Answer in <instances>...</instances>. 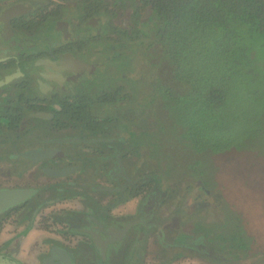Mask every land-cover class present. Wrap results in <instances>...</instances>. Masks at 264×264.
I'll list each match as a JSON object with an SVG mask.
<instances>
[{"label":"flooded vegetation","instance_id":"af4514ba","mask_svg":"<svg viewBox=\"0 0 264 264\" xmlns=\"http://www.w3.org/2000/svg\"><path fill=\"white\" fill-rule=\"evenodd\" d=\"M46 1L0 0V19L14 6L29 5L8 22L0 21V81L15 75L0 86V131L6 143L18 146L12 158L32 165L35 181L28 188L35 194L16 208L25 209L34 203L37 210H44L49 201L67 198L74 187H79L81 190L75 192L84 194V207L95 214L96 222L92 220L90 226L96 242L93 235L89 237L100 257V252L106 257L115 249L117 261L113 264H147L153 251L154 261L160 263L195 264V259L210 264L260 261L238 253L229 237L221 240L216 218L206 226L197 214L198 206L191 207L194 220L184 221L186 217L177 208L179 198L171 200L170 190L165 189L167 179L160 170L161 163L158 172L150 171L144 160L148 156L146 147L136 143L132 129L114 127V119L112 126L92 130L67 120L72 109L76 122L79 117L89 121L98 117L99 124L106 115L116 118L114 105L106 106L103 114L92 106L102 108L104 100L115 99L106 91L109 68L102 65L106 58L90 50L91 43L83 40L95 37L86 34L88 22L82 20L80 10L67 0ZM78 61L89 65L90 70L76 68ZM105 70L107 74H103ZM104 76L106 86L102 85ZM17 118L20 121L13 123ZM12 129L18 137L15 141L8 138ZM48 152L50 157L45 155ZM48 171L66 173L57 176ZM71 181L74 185L69 184ZM130 204L132 207L127 206ZM178 214L182 218L177 223L167 222L172 216L177 220ZM109 239L111 243L104 249Z\"/></svg>","mask_w":264,"mask_h":264},{"label":"trees","instance_id":"16d2710c","mask_svg":"<svg viewBox=\"0 0 264 264\" xmlns=\"http://www.w3.org/2000/svg\"><path fill=\"white\" fill-rule=\"evenodd\" d=\"M67 1L80 10L82 20L88 22L86 34H93L95 39L86 37L83 40L90 42V47L106 58L103 67L128 66L135 53L140 51L145 55L159 47L160 60L170 68L172 82L185 87L183 93H178L174 88L162 85L158 93L168 111L183 114V141L186 143L208 148L214 140V145L219 146V134L210 132L206 119L227 111L235 96L263 98L261 85L264 79L258 73L256 53L264 52V0ZM107 33L117 34L123 41L104 37ZM118 49L124 50L119 53ZM95 91L93 88L92 93L96 95ZM102 103V108L92 104L99 114H103L108 105H114L115 111L120 109L116 101L104 100ZM73 110L69 111L72 117L68 114L67 120L70 118L71 123L81 128L110 127L113 119L121 126L139 128L138 122L123 123L127 114H117L116 118L112 114L106 115L102 124L96 121L98 117L90 121L79 117L76 122ZM15 120L13 123L20 121L19 118ZM8 133L9 141L18 139L16 130ZM136 143H141L138 138ZM204 185L218 189L208 181ZM222 197L225 202V196ZM224 202L222 212L216 216L220 239L227 236L238 253L264 259V242L258 236L253 237L255 245H252L250 237L238 228L239 225L232 226V232L227 230L228 223L223 224L226 220ZM205 208L201 207L200 211ZM241 221L242 217L239 223Z\"/></svg>","mask_w":264,"mask_h":264},{"label":"rangeland","instance_id":"374dc122","mask_svg":"<svg viewBox=\"0 0 264 264\" xmlns=\"http://www.w3.org/2000/svg\"><path fill=\"white\" fill-rule=\"evenodd\" d=\"M110 37L115 40L121 38L117 34ZM89 49L93 50L92 47ZM123 50L118 49L117 52ZM139 52L134 56L132 54L130 65L115 64L108 69L106 91L113 93L114 101L120 108L116 110L118 116L127 114L129 119H124L123 123L131 125V121L138 122L139 129L134 126L130 129L140 144L146 147V165L151 172H158L157 165L161 163L160 170L167 179L165 189L170 190L171 200L179 198L177 208L186 217L185 222L194 220L191 207L206 206V211L197 214L209 227L217 213L223 210L224 195L227 222L224 219L223 224L226 226L228 223L227 230L232 232V226L239 225L238 228H242L250 237L252 245H255L253 237L258 236L264 242V84L261 85L262 99L235 96L227 111L207 118L210 132L218 133L221 141H218L219 146H215L213 140L210 147H199L183 141V114L168 111L158 93L162 85L170 86L178 93H183L185 87L172 82L170 68L160 60L159 47L149 54ZM256 58L259 65L257 71L264 79V52L256 53ZM103 74H107V70ZM102 83L106 86V76ZM114 127L123 128L119 124ZM205 181L222 190V193L210 186L205 187ZM127 206L132 207L131 204ZM176 218L172 216L167 222L177 223L178 218H182L181 214ZM153 245L158 247V244ZM150 254L147 264H181L156 262L154 251ZM258 260L244 263L264 264V259ZM195 264L210 263L195 259Z\"/></svg>","mask_w":264,"mask_h":264},{"label":"crops","instance_id":"0c3cea01","mask_svg":"<svg viewBox=\"0 0 264 264\" xmlns=\"http://www.w3.org/2000/svg\"><path fill=\"white\" fill-rule=\"evenodd\" d=\"M0 151V190L31 188L35 184L32 165L29 161L12 158L11 153L19 151L18 146L6 143L1 131ZM48 172L54 174V171ZM74 189L81 190L79 187ZM75 191H71L67 198L49 201V207L44 210H37L31 203L25 209L15 208L0 214V264L115 263V249L106 257L102 252V257L97 254L89 237L95 234L90 226L92 220L96 222L94 211L84 207V194Z\"/></svg>","mask_w":264,"mask_h":264},{"label":"water","instance_id":"95a60500","mask_svg":"<svg viewBox=\"0 0 264 264\" xmlns=\"http://www.w3.org/2000/svg\"><path fill=\"white\" fill-rule=\"evenodd\" d=\"M28 6L27 5H25V6H14V7L10 8L7 12H5V14L3 16L4 19H0V21L8 22V20H10L11 18L18 16L20 10H22V11L25 9L28 10L29 9ZM77 63L78 64H76V68H79V70H83V69L90 70V68H91L89 65H86L84 63H80L79 61ZM71 70H75V69L72 68ZM14 77H15V75L6 77L3 82L0 81V86L9 83ZM63 141H66V140H63ZM50 153L51 152L45 153V155L47 157H50L48 155ZM25 156H26V154H25ZM67 172H68V170H67ZM65 173H66L65 171H55L54 172V174L57 176H62ZM34 194H35V190H32V189H15V190L5 189V190H0V214H4V213H6L10 210H13L16 207L22 205L23 203H25L29 199H31V197ZM133 224L134 223L129 224L126 227V229L123 230V234H126L128 229ZM91 235H93L94 239L96 240V236L94 234H91ZM109 243H111V239H109L107 242H105L103 244V248L105 249L109 245Z\"/></svg>","mask_w":264,"mask_h":264}]
</instances>
